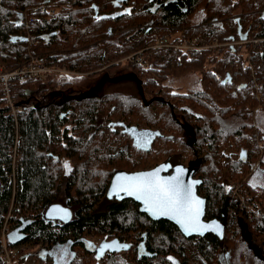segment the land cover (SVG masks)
<instances>
[{
    "label": "trees",
    "instance_id": "16d2710c",
    "mask_svg": "<svg viewBox=\"0 0 264 264\" xmlns=\"http://www.w3.org/2000/svg\"><path fill=\"white\" fill-rule=\"evenodd\" d=\"M163 35L234 46L178 55L148 49ZM254 39H264V0H0L1 70L33 56L89 76L123 67L138 81L61 102L50 91L58 76L13 81L16 118L0 87V264L4 228L10 248L37 247L42 264H57L52 252L61 246L69 247L66 264H188L190 254L199 264H264V190L258 196L250 184L261 156L253 115L264 107V41L241 43ZM140 51L141 64L123 61ZM190 71L201 88L175 91L173 80ZM135 128L155 140L133 145L120 131ZM159 165L187 168L202 182L208 219L247 216L226 181L240 185L263 218L252 234L258 254L236 242L232 222L222 239L195 243L133 200L107 196L117 173ZM56 204L71 210L70 222L46 218ZM140 245L149 256L138 254Z\"/></svg>",
    "mask_w": 264,
    "mask_h": 264
},
{
    "label": "water",
    "instance_id": "95a60500",
    "mask_svg": "<svg viewBox=\"0 0 264 264\" xmlns=\"http://www.w3.org/2000/svg\"><path fill=\"white\" fill-rule=\"evenodd\" d=\"M167 171L168 166L159 165L146 171L117 175L109 185L107 196L134 200L151 220L169 221L188 238L208 234L223 237L225 222L205 221L207 200L198 193L202 182L194 179L184 167L176 168L171 174H166ZM46 218L68 223L72 212L56 204L47 210ZM108 245L113 248L115 242ZM142 246L138 249L140 255L145 252ZM120 249L118 246L117 251Z\"/></svg>",
    "mask_w": 264,
    "mask_h": 264
},
{
    "label": "flooded vegetation",
    "instance_id": "af4514ba",
    "mask_svg": "<svg viewBox=\"0 0 264 264\" xmlns=\"http://www.w3.org/2000/svg\"><path fill=\"white\" fill-rule=\"evenodd\" d=\"M101 73H98V74H101ZM74 74L75 75L81 74V77L82 78H85V79L86 78H89V77L90 78L92 77V76H89V73H84V74H82V73H74ZM92 80L96 81V83L94 84V87L103 89L106 85H108V88L107 89H104L106 91H103L102 92V95H100V96L88 95V94H81L80 93L81 90H75L73 92H78V93H76V96L77 97H82V96H86V97H101V96H103L105 94L110 93L112 90L113 91H116L123 83H130L131 84L132 82H134L135 86L138 83L136 77H134L132 75H127L126 74V75L121 76V77H116V73L115 72H112V73L108 74L106 77H104L102 79L99 78V80H97V79H95L93 77ZM94 81H91V80L90 81H87V79H86L85 82H84V84L87 87H90L91 84H93ZM199 87L201 88V80H200V86ZM139 88L140 87H138V88L136 87V89H139ZM200 88H198V89H200ZM180 93H184V92H180ZM66 114L67 113H65V115ZM64 117H66V116H64ZM253 118H255V113L253 115ZM254 127H255L254 130H255L256 139L258 140V145L257 146L260 148V151L262 152L263 149H264V128L261 127L260 125H258L257 123H255V119H254ZM120 132H125V133L127 132V136L129 138H131L132 144L135 145V146H139V148L143 147L144 144L148 143V140H149V142H150V140H152L151 143L155 140V137L154 136L153 137L150 136V134L148 132H145L141 128L140 129H137V128H135V129H129L128 131L125 130V129H122ZM150 137H152L153 139H151ZM262 162L264 164V154H261L260 160L258 161L257 164L254 165V167L252 169L253 174L251 173L252 175H250V177L252 176V177H255V178H259L256 182H253V181L250 182V184L253 187L256 188L258 196H261L262 195V191L264 190V167H260V165H259V163L261 164ZM175 170H176V168L168 167V171L166 172V174H171ZM127 173H134V172H120V173H117L115 176L120 175V174H127ZM113 178H112V180H113ZM226 187L228 189L231 188V186H230V184H229L228 181H226ZM259 191H261L260 194H259ZM116 199L123 200L122 198H120V199L119 198H116ZM261 199H263V198H261ZM129 200H132V199H129ZM233 200H234V203H236L237 208L240 211L244 212L247 215L246 217L239 218V219H235L234 218L235 216L233 214V211H231L229 215L226 214V212L224 213L223 220L218 219V218L208 219V218H206V215H205V221H207V222H209V221H218L220 223H224L225 222L226 223L225 232H226V230L228 228V224L230 222H232L233 225H234L232 231L234 233V237L236 239V242L238 243L239 240L242 241L244 245L245 244L247 245V246L245 245V248H247V250H249L251 248L254 251L255 254H258V250L254 247V245H255L256 242H254L253 235L252 234H253V228L256 227V226H260L263 223V221H262L263 218L262 217H259V216H256V215L254 216L253 215L252 208L250 210H245V209L240 208L239 205H238V203L236 202V200L234 198H233ZM175 227H177V226H175ZM178 230H179V228H178ZM225 232H224V235H225ZM181 234H182V232H181ZM211 236H214L217 239H222L224 237L223 236V237L220 238V237H218V236H216L214 234H208V235H206L204 237H200V236L189 237V239H193L194 242L196 243V242H198L201 239H205V238H208V237H211ZM239 236L242 237L243 239L241 240L239 238ZM186 238H188V237H186ZM259 241H261V242H258V243H262V239H259ZM105 251L106 250H103V252H105ZM37 254H39V256L43 255V253H39L38 251H37ZM52 254L54 255L53 257L57 258V256L59 255L57 248L55 249L54 252H52ZM138 254H139V252H138ZM140 256H149V255H140ZM194 257H195V255H193V254H190L188 256V258H189V260H188L189 263L188 264H199L196 261L197 259L195 260ZM259 258L264 263V257H261L260 256Z\"/></svg>",
    "mask_w": 264,
    "mask_h": 264
},
{
    "label": "built area",
    "instance_id": "2783aa9c",
    "mask_svg": "<svg viewBox=\"0 0 264 264\" xmlns=\"http://www.w3.org/2000/svg\"><path fill=\"white\" fill-rule=\"evenodd\" d=\"M33 25V20L29 22ZM264 41V39H254L250 41H244L241 43H254L256 45L260 44V42ZM229 46H234V41H228ZM222 43L217 39H214L212 42L202 43L197 40H171L169 37L163 35L160 38H156L154 43L148 47V49H166L171 51L174 55H178L180 53H185L189 51H197L204 49H213L220 48ZM144 60L142 52H137L132 55H129L123 59L125 62H137L142 63ZM69 73L65 69L50 67L46 65L43 61L38 60L37 58L31 56V58L20 68L3 71L0 69V87L2 92L8 102V105L12 109V113L14 118H16V111L14 109L13 103V88L12 82L19 81H33L39 83H46L50 77H56L59 75H64ZM230 186L233 187V198L238 203L239 207L245 210H250L246 195L242 193L240 185H233L229 182ZM3 260L5 264H20L18 254H16L15 249L10 248L5 241V228L3 232Z\"/></svg>",
    "mask_w": 264,
    "mask_h": 264
},
{
    "label": "rangeland",
    "instance_id": "374dc122",
    "mask_svg": "<svg viewBox=\"0 0 264 264\" xmlns=\"http://www.w3.org/2000/svg\"><path fill=\"white\" fill-rule=\"evenodd\" d=\"M199 17H197L195 19V21L198 20ZM222 46L220 48H218L217 50H221L224 48H227L229 45V42H221ZM239 44V43H238ZM254 44V43H252ZM256 45V44H255ZM69 72V71H68ZM116 73V77H121L124 75H128L130 72L126 71L123 67H120L119 69H116V71H114ZM109 73L108 70L102 72L101 74H97V75H92V77L90 78H86L87 81H94L92 80L93 77L97 80H99V78H104L106 77ZM85 78L81 77V74H77L75 75L74 72H69L67 74L61 75L56 77L55 81L58 85L53 86L51 91L52 96L56 97L57 100L59 102L63 101L64 99H66L67 97H69V95L75 91V90H81V94H88V95H95V96H100L102 95L103 91H106L104 89L108 88V85H106L103 89L94 87V84L96 83V81L93 82V84H91L90 87H87L84 82L86 80ZM66 83V84H65ZM64 84V85H62ZM172 86L174 87L175 91L178 92H187L191 89H198L200 88V78H199V74L196 71H190L186 74H184L183 76L180 77H176L173 82H172ZM255 123H257L258 125H260L261 127L264 128V107H260L256 112H255ZM231 152V151H230ZM229 152V153H230ZM228 153V154H229ZM261 154H264V149L261 152ZM253 174V172H252ZM251 174V175H252ZM259 178H255V177H250V182H256ZM233 185H236V183L230 182ZM261 193V191H259V194ZM260 203L264 206V199H261ZM89 240H91L96 246H98L99 244H101V241L95 238H89ZM59 255L56 258V263L57 264H66L69 258V247L68 246H61L57 248ZM16 254H18L19 257V262L20 264H42L41 261L37 260V247H29V246H19L17 248H15ZM52 256H54L52 254Z\"/></svg>",
    "mask_w": 264,
    "mask_h": 264
},
{
    "label": "bare ground",
    "instance_id": "6f19581e",
    "mask_svg": "<svg viewBox=\"0 0 264 264\" xmlns=\"http://www.w3.org/2000/svg\"><path fill=\"white\" fill-rule=\"evenodd\" d=\"M179 38V37H178ZM30 247V246H29Z\"/></svg>",
    "mask_w": 264,
    "mask_h": 264
}]
</instances>
